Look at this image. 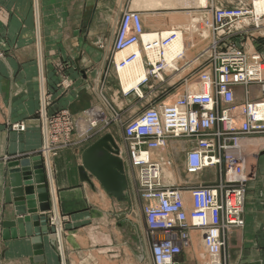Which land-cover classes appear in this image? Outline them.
Instances as JSON below:
<instances>
[{"label": "crops", "instance_id": "crops-1", "mask_svg": "<svg viewBox=\"0 0 264 264\" xmlns=\"http://www.w3.org/2000/svg\"><path fill=\"white\" fill-rule=\"evenodd\" d=\"M94 1L96 4L93 10L81 9L86 21L83 24L85 29L81 32L86 33L87 41L95 39L107 45L111 41L114 16L108 10L101 9L99 3L103 0ZM49 15L45 2L42 7L40 5L39 13L37 0H0V54H4V58L0 57V221L11 220L15 214L13 205H5L3 202L9 163L37 157L43 146L40 110L44 107L42 97L45 93L46 102L49 101L46 109L48 116L67 110L77 119L84 111L100 103L98 93L88 88V82L97 72L83 74V79L79 78L74 89L67 93L59 92L55 87V79L47 68L46 51L52 48L41 39L43 33L59 31L47 26L44 28L43 22H47ZM142 16L146 31L160 30L158 18L150 21L144 13ZM62 17L64 26L60 31L70 33V7ZM35 31L34 41L32 36ZM262 34L263 37L259 39L261 46L258 47L264 57V30ZM105 56L104 51L99 72L104 69ZM95 58L81 56L76 64L79 66L82 63L87 68ZM179 64L181 69L175 73L177 76L192 66L193 62L182 59ZM251 90L253 97L261 96L258 87H252ZM106 92L113 96L115 102L120 96L126 95L119 90ZM243 93V88L237 89L238 97ZM107 117L111 118L110 113ZM20 124L25 125L24 131L13 130L11 127ZM109 129L106 134L96 131V135L89 140L73 137V144L59 151L51 160L52 193L56 195L58 215L60 213L64 217L62 233L58 236V242L62 240L63 250L59 249L57 240L51 243L44 237V255L40 258L35 255L29 238L4 241L0 236V264H151L150 240L144 233L142 223L137 224L134 217L140 213V207L128 194L134 193L128 167L124 165L128 190L122 200L109 194L100 181L89 173V181H86V176L81 172L83 152L94 142L111 135L115 143H118L121 127L116 124ZM240 145L245 158L244 177L247 180L245 227L227 238L226 256L235 264H264V134L246 136ZM218 172L219 169L206 171L201 176L202 182L204 179V183H216L220 178ZM45 176L48 178L46 173ZM184 196L190 201L187 193ZM51 211L47 214L53 213ZM191 236L192 247L195 243L202 245L199 232L193 231ZM186 257L180 256L178 261L186 262Z\"/></svg>", "mask_w": 264, "mask_h": 264}, {"label": "built area", "instance_id": "built-area-1", "mask_svg": "<svg viewBox=\"0 0 264 264\" xmlns=\"http://www.w3.org/2000/svg\"><path fill=\"white\" fill-rule=\"evenodd\" d=\"M244 13L238 9H221L218 20L241 18ZM121 17L122 11L115 21L111 41L118 43L121 51L141 43L146 52L154 44L167 46L176 36L175 30L165 39L163 33H157L160 41L143 43L145 30L140 14L130 11ZM206 24L209 28L208 20ZM218 46L209 43L197 56V60H203V68L196 76L200 91L188 92L174 103L155 106L138 120L122 122L118 112L108 119L102 111L91 110L82 114L89 122V128L82 129L78 125L82 115L73 120L67 110L56 116H48L45 106L41 111L43 146L36 156L43 159L52 199L51 160L73 144L74 135L89 140L96 131L102 133L112 123L123 129L122 144L115 150L128 167L134 193H144L148 203L144 207V233L150 240L151 264H181L178 258L192 246L193 231L199 232L211 264H230L226 256L227 238L245 227L247 180L240 142L246 136L264 134V63L240 52H219ZM184 54L179 56V61L184 59ZM134 57L131 55L130 59ZM151 66L153 70L149 74L159 76L168 64L160 62ZM252 87H258L261 96L253 97ZM238 88L244 89L240 97L235 94ZM14 129L24 131L25 125H15ZM171 139L192 143L183 165L187 176L198 178L208 170L219 169V180L214 184L162 187L161 172L165 165L155 160L153 153L166 148ZM133 170L139 171V180L135 181ZM184 191L189 195V203Z\"/></svg>", "mask_w": 264, "mask_h": 264}, {"label": "rangeland", "instance_id": "rangeland-1", "mask_svg": "<svg viewBox=\"0 0 264 264\" xmlns=\"http://www.w3.org/2000/svg\"><path fill=\"white\" fill-rule=\"evenodd\" d=\"M40 5L44 2L46 3V11L49 12V19L47 22H43V26L50 27L51 29L59 30L58 32H54L51 34L43 33L42 40L46 41L52 50H47V68L51 71V75L55 79V87L60 91L69 92L74 89L75 84H77L80 80L83 79V74L88 75L90 72H97L95 76H93L91 82H88L90 91H94L98 93L100 103L91 107L90 109L84 111L88 112L91 110L102 111L103 114L108 115V113L114 114L116 112L122 116V122L138 120L141 116L149 109L161 105L174 103L178 98L184 96L190 91V86L196 82L197 75L199 71L203 68L202 59L197 60V52L201 53L208 45L211 43L218 44L217 50L219 52H240L248 57L254 59L261 60L264 63V57L259 50L261 44L259 43V39L263 37L262 31L264 30V15L258 16L254 12L255 1L256 0H236L235 3H227L222 2L220 0H205L204 5H196V0H188L185 5H176V4H168L167 6L160 5L159 7H155L152 9L141 8L139 3H136L135 0H103L99 3L101 9L108 10V12L114 16L113 26L111 32V41L113 38L114 25L115 21L120 15L122 11L123 18L125 13L128 12H138L140 14L142 22L143 16L142 13L145 14L148 20L156 21L155 19H159L160 21V30L154 31L155 33H164L165 31H181L186 38L185 45V53L184 59L192 60L193 64L188 69L184 70L182 74L177 76L175 72L167 68L164 72H160L159 74L162 76H151L149 72L153 70L152 66L146 62V69L148 72V82L145 83V80L140 84L139 91L132 90L127 92L125 96H120L118 101H114L113 96H111L106 91H121L122 94L126 93L122 86L117 74V65H116V56L121 51L118 49V43L110 41L108 44H104V42L96 41L95 39L87 41L86 33L81 30H84L85 24V13L81 14V9L89 8L91 11L95 8L94 0H40ZM191 1V2H190ZM87 4V7L85 6ZM211 3V10L209 9ZM240 4V6H239ZM35 5V3H34ZM84 5V7H83ZM70 7V11H72L71 17V29L70 33H63L60 29L64 26V19L62 15L68 12ZM207 7V8H206ZM66 9V11H65ZM227 9V10H242L245 12L243 17L228 19L224 21L218 20L219 10ZM142 10L144 12H142ZM36 11V10H35ZM55 11V13H54ZM58 14L60 17H58ZM154 14V15H152ZM82 17V18H81ZM153 17V18H152ZM155 18V19H154ZM259 18V19H257ZM207 20L209 21V28L206 24ZM45 23V25H44ZM204 23V24H203ZM143 27L146 31L144 22ZM219 27V28H218ZM218 28V29H217ZM120 29V26H119ZM203 35L205 37H203ZM26 36V34H24ZM33 40H36V31L34 32ZM25 38V37H24ZM25 42V41H24ZM141 43L138 44V46ZM259 46V47H258ZM141 51L144 52L143 45L140 46ZM110 48V49H109ZM38 49V48H37ZM105 51V62L104 69L99 72V65L101 64V58ZM194 54V56H192ZM143 55H146L143 53ZM81 56H86L91 58L96 56L95 61L89 67H84L82 63L77 66L76 62ZM0 57L4 58V54H0ZM256 57V58H255ZM39 58V57H38ZM180 61L177 62L176 68H180ZM198 64V65H197ZM80 67V69H78ZM79 70V71H78ZM83 71V73H80ZM183 80V82H182ZM188 80V82H186ZM182 82V83H181ZM88 88H86L88 90ZM107 89V90H106ZM111 89V90H110ZM200 90V89H199ZM237 94V90L235 91ZM112 93V92H111ZM113 94V93H112ZM241 93H239L240 95ZM43 96V95H42ZM238 97V94H237ZM248 100H251L250 98ZM130 101V103H128ZM48 102H46V93L44 98L42 97V105L47 109ZM47 105V106H46ZM43 109V106L40 110ZM64 111V110H63ZM60 111V112H63ZM58 112L55 115H58ZM72 119L74 120V116L70 114ZM81 116V115H80ZM79 116V117H80ZM82 118L84 119L83 115ZM77 119L78 125L83 127V122L89 125V122L86 119ZM88 122V123H87ZM114 123L112 125H108L107 128L103 131L104 134L109 131L111 127L116 125ZM118 125V124H117ZM15 125H12V129H14ZM87 126V125H86ZM119 126V125H118ZM20 131V130H19ZM120 131V128H119ZM76 133V132H75ZM122 133L123 129H121V133L119 136L121 138L116 143L117 149L120 144H122ZM103 134V135H104ZM109 134V132H108ZM76 135H74L75 137ZM255 136V135H251ZM243 139V138H242ZM188 146H187V145ZM192 143L189 141L171 139L168 141L166 148L154 152L153 157L155 160H159L162 165L161 172V186L162 187H182L189 184H197L204 183V179L202 182V177H190L184 173L183 165L186 160L187 153L192 148ZM241 146V145H240ZM42 149V148H41ZM116 149V150H117ZM242 149V148H241ZM115 150V151H116ZM117 152V151H116ZM158 158V159H157ZM170 163V165H168ZM45 173L47 174L46 169ZM164 173V174H163ZM171 173V175H169ZM220 175L221 173L218 172ZM133 177L136 181L139 180V171L133 170ZM171 177H169V176ZM48 177V174H47ZM220 177V176H219ZM209 177H207L208 179ZM210 180V179H209ZM47 182L49 184V179L47 178ZM49 190H51V186L48 185ZM53 190V187H52ZM51 192V191H50ZM185 192V191H184ZM187 193V192H185ZM184 193V195H185ZM54 194V193H53ZM131 200L136 201V205L140 207V213L134 216L136 218V223H142L143 228L144 224V207L148 205L144 198V193H139L136 191L134 195L133 192H128ZM55 199V196H53ZM185 197L187 203H189L188 198ZM189 197V195H188ZM247 197V193H246ZM135 198V200H134ZM51 199V214L48 215V225L50 227L56 228L57 242H58V234H59V225L55 222L53 225L54 218L59 212V209L55 210V206L53 203L52 195L50 193ZM53 200V201H52ZM132 201V202H133ZM246 202V199H245ZM245 209V208H244ZM56 211V212H55ZM137 212V210H136ZM60 215V213H59ZM60 222L63 226L64 217L60 215ZM200 243V242H199ZM203 245V243H202ZM198 243H195L194 247H190L185 250V252L181 255L182 257H186L188 261H179L181 264H211V258L208 256L206 249ZM59 249L60 243H58ZM62 250V248L60 249ZM189 257V258H188ZM230 264H235L229 261Z\"/></svg>", "mask_w": 264, "mask_h": 264}, {"label": "water", "instance_id": "water-1", "mask_svg": "<svg viewBox=\"0 0 264 264\" xmlns=\"http://www.w3.org/2000/svg\"><path fill=\"white\" fill-rule=\"evenodd\" d=\"M116 143L111 135L94 142L83 152L81 172L97 178L105 190L122 200L128 190L123 161L117 157ZM5 176L3 202L13 205V219L0 221V236L4 241L29 238L35 255H44V237L57 240L56 228L48 225L51 211L50 195L41 156L9 163ZM40 212V215H39ZM57 225L60 219L56 217ZM43 259V258H42Z\"/></svg>", "mask_w": 264, "mask_h": 264}, {"label": "bare ground", "instance_id": "bare-ground-1", "mask_svg": "<svg viewBox=\"0 0 264 264\" xmlns=\"http://www.w3.org/2000/svg\"><path fill=\"white\" fill-rule=\"evenodd\" d=\"M188 0H135L136 3H139L141 8L145 9H152L155 7H159L160 5L162 6H167L168 4H180V5H185ZM191 2V1H190ZM205 0H196V5H204ZM38 3V9L40 13V4L39 0H37ZM206 5V4H205ZM254 12L256 15L261 16L264 15V0H256L255 1V8ZM154 31L152 32H145L144 35L142 36V41L143 43H156L157 41H160L159 38L156 35ZM171 31H165L162 35V38H168L171 37ZM42 39V37H41ZM186 38L184 34H182L181 31H176V36L171 40V42L167 45L162 47L161 44L158 46L152 45L150 49H146V52L141 51L140 45H132L129 46L122 51H120L117 56H116V65H117V73L119 75L120 82L122 84L123 90L127 93L132 90H138L139 91V86L140 84L148 78V72L146 69V62L150 63L151 65H156L160 62H165L168 64L167 68H170L171 71L177 69V62L179 61L178 58L180 55H182L185 51V45H186ZM40 43V41H39ZM160 43V42H159ZM43 52V51H42ZM145 53L146 55H143ZM198 53V52H197ZM186 54V53H185ZM131 55H135L133 59H130ZM194 56V54L192 55ZM42 62L44 66V59L42 57ZM40 65H41V58H40ZM198 65V64H197ZM179 71V70H178ZM41 76H42V81H43V74H42V69H41ZM160 78H162L161 75H159ZM201 90V84L198 82H194L190 86V91L191 92H197ZM236 94V92H235ZM237 95V94H236ZM88 123V122H87ZM83 127L82 129H87L89 128V125L86 124V122H83ZM87 125V126H86ZM47 143H50L49 139H47ZM158 159V158H157ZM49 170L51 173V180H52V185H53V174H52V168H51V163L49 166ZM164 174V173H163ZM171 175V173H169ZM168 175V176H169ZM171 177V176H169ZM54 190V187H53ZM53 192V191H52ZM53 203L55 206V210L57 209V201H56V195ZM56 212V211H55ZM60 216L58 215V212L56 214V217ZM57 218H55L56 220ZM59 234L61 236L62 233V228H61V223L59 224ZM62 242V240H61ZM60 243V246L62 248V244ZM63 250V248H62Z\"/></svg>", "mask_w": 264, "mask_h": 264}]
</instances>
